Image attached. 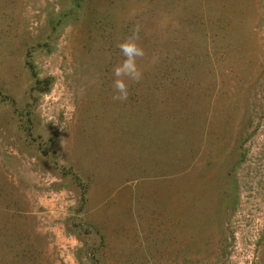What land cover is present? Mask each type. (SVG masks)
I'll use <instances>...</instances> for the list:
<instances>
[{"label":"rangeland","instance_id":"1","mask_svg":"<svg viewBox=\"0 0 264 264\" xmlns=\"http://www.w3.org/2000/svg\"><path fill=\"white\" fill-rule=\"evenodd\" d=\"M0 264H264V0H0Z\"/></svg>","mask_w":264,"mask_h":264},{"label":"clouds","instance_id":"2","mask_svg":"<svg viewBox=\"0 0 264 264\" xmlns=\"http://www.w3.org/2000/svg\"><path fill=\"white\" fill-rule=\"evenodd\" d=\"M140 30L139 25H134L131 34L116 45L123 60L113 68V100L126 101L129 97L128 82L139 83L142 79L143 72L137 63L145 56L144 49L137 43Z\"/></svg>","mask_w":264,"mask_h":264},{"label":"trees","instance_id":"3","mask_svg":"<svg viewBox=\"0 0 264 264\" xmlns=\"http://www.w3.org/2000/svg\"><path fill=\"white\" fill-rule=\"evenodd\" d=\"M27 62H28V64L32 67L33 72H34V74H35L33 62H32L31 60H28ZM39 81H40V80H38L37 82L39 83ZM49 82H50V79H49V78H45L43 81H41V83H44V86L41 87V90L46 89V88H47V85L49 84ZM73 178L75 179V181L78 183V185H79L80 188H81V192H82V194H83V202H84V199L86 198V197H85V194H86V192H87V188H86V186H85V187L83 186V184H82L81 181H80V177H79L77 174L73 175ZM83 202H82V203H83Z\"/></svg>","mask_w":264,"mask_h":264}]
</instances>
